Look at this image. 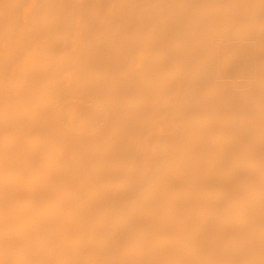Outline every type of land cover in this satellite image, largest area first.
<instances>
[{
  "label": "bare ground",
  "instance_id": "obj_1",
  "mask_svg": "<svg viewBox=\"0 0 264 264\" xmlns=\"http://www.w3.org/2000/svg\"><path fill=\"white\" fill-rule=\"evenodd\" d=\"M0 264H264V0H0Z\"/></svg>",
  "mask_w": 264,
  "mask_h": 264
}]
</instances>
